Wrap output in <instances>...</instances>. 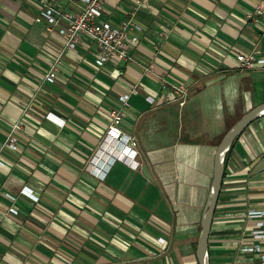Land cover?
Wrapping results in <instances>:
<instances>
[{
	"label": "crops",
	"instance_id": "crops-1",
	"mask_svg": "<svg viewBox=\"0 0 264 264\" xmlns=\"http://www.w3.org/2000/svg\"><path fill=\"white\" fill-rule=\"evenodd\" d=\"M41 1L0 0V264H198L217 145L264 102V66L243 71L236 60L264 59V12L249 17L259 0H105L104 19L130 18L143 31L130 44L135 63L102 66L90 42L62 51L60 36L35 21ZM180 84L182 105L169 86ZM134 85L119 127L137 139L140 166L116 160L100 179L89 160ZM13 123L16 150L3 148ZM253 210L264 211V115L228 150L208 264L263 263L255 234L264 215Z\"/></svg>",
	"mask_w": 264,
	"mask_h": 264
},
{
	"label": "built area",
	"instance_id": "built-area-1",
	"mask_svg": "<svg viewBox=\"0 0 264 264\" xmlns=\"http://www.w3.org/2000/svg\"><path fill=\"white\" fill-rule=\"evenodd\" d=\"M60 1L63 0H42L41 9L35 16V21L37 23L43 22L46 24L49 33L56 32L60 36L62 51L70 50L77 53L78 47L83 42H90L95 45L98 51L97 56L94 58V62L98 66H102L109 61L121 62L125 65L135 63V59L130 52V44H136L139 40L138 34L143 31V28L139 24L130 18L121 21L118 25H113L104 19L105 0H79L81 7L76 11L60 7L57 5ZM263 12L264 0H259L254 7L253 14L249 17H257ZM60 55L48 66L43 78L45 82H54ZM236 60L237 68L243 71L264 66V59H256L253 54H238ZM166 86L167 83L163 81L162 87ZM169 86L175 95L171 101H177L182 105L189 94L188 88L183 84ZM138 92L139 86L134 85L128 92L123 93L119 97L121 106L112 108L109 111V124L105 135L89 160L90 172L100 179L105 178L107 170L116 160H122L128 167L134 170L140 166L137 160V139L135 136L122 131L119 127L123 116V107L127 105L130 94H137ZM146 100L149 102L154 101L151 96H146ZM18 129H20L19 123L11 125L3 148L11 150L18 148L14 135V131ZM0 165H2L1 161ZM21 193L30 196L34 200L37 199L32 190H28L27 188H22ZM8 211L12 214L17 213L14 208H9ZM259 214L264 215V211L253 210L250 212V215ZM255 237H264L263 231L258 230ZM262 264H264V260Z\"/></svg>",
	"mask_w": 264,
	"mask_h": 264
},
{
	"label": "water",
	"instance_id": "water-1",
	"mask_svg": "<svg viewBox=\"0 0 264 264\" xmlns=\"http://www.w3.org/2000/svg\"><path fill=\"white\" fill-rule=\"evenodd\" d=\"M264 115V102H261L248 111H246L231 127H229L223 134L220 142L217 145L214 164H213V176L211 181L210 190L207 195L203 216L200 222V233L196 245V258L198 264H208L207 244L208 236L211 226V221L216 206V202L220 193L221 181L224 173V160L225 155L228 152L231 144L237 136H239L243 130L254 120ZM142 171L145 176H149L147 173V167L142 166Z\"/></svg>",
	"mask_w": 264,
	"mask_h": 264
},
{
	"label": "rangeland",
	"instance_id": "rangeland-1",
	"mask_svg": "<svg viewBox=\"0 0 264 264\" xmlns=\"http://www.w3.org/2000/svg\"><path fill=\"white\" fill-rule=\"evenodd\" d=\"M239 118H237L236 120H234V122L229 127H231Z\"/></svg>",
	"mask_w": 264,
	"mask_h": 264
},
{
	"label": "trees",
	"instance_id": "trees-1",
	"mask_svg": "<svg viewBox=\"0 0 264 264\" xmlns=\"http://www.w3.org/2000/svg\"><path fill=\"white\" fill-rule=\"evenodd\" d=\"M227 153H228V152H227ZM227 153H226V155H225V160H226ZM225 160H224V165H225Z\"/></svg>",
	"mask_w": 264,
	"mask_h": 264
}]
</instances>
